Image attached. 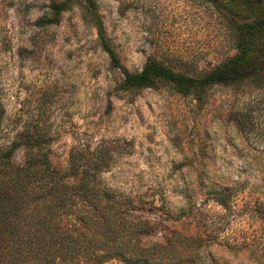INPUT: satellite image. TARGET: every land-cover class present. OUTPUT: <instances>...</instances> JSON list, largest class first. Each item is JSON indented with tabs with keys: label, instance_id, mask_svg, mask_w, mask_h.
Instances as JSON below:
<instances>
[{
	"label": "rangeland",
	"instance_id": "374dc122",
	"mask_svg": "<svg viewBox=\"0 0 264 264\" xmlns=\"http://www.w3.org/2000/svg\"><path fill=\"white\" fill-rule=\"evenodd\" d=\"M51 1L0 0L6 138L23 130L47 133L51 161L61 175L74 164L95 168L101 187L134 199L135 212L152 226L139 248L176 253L171 261L177 264H256L249 252L208 241L205 229L183 216L190 201L210 197L222 171L232 185L242 170L264 167V157L235 116L255 88L213 86L208 99L197 103L173 82L138 90L120 85L125 71L141 73L149 61L178 74L207 75L224 66L239 54L231 19H240L231 13L233 5L79 0L59 23L41 27ZM13 160L23 164L26 151L17 150ZM209 208L218 210L213 202ZM134 257L104 264H143Z\"/></svg>",
	"mask_w": 264,
	"mask_h": 264
},
{
	"label": "trees",
	"instance_id": "16d2710c",
	"mask_svg": "<svg viewBox=\"0 0 264 264\" xmlns=\"http://www.w3.org/2000/svg\"><path fill=\"white\" fill-rule=\"evenodd\" d=\"M76 1L52 0L48 16L38 24L59 23L61 15L73 9ZM213 1L233 5L230 11L240 19H231L239 54L207 75L178 74L149 61L141 73L125 71L120 85L125 90H138L159 81L173 82L178 91L197 103L208 99L213 86L236 91L252 86L253 97L245 108L238 107L235 116L264 157V0ZM96 24L105 50L119 66L111 42L104 38L101 24ZM255 111L262 114L254 115ZM5 115L0 89V264H104L127 254H134V260L143 264H177L171 261L178 258L176 253L138 247L141 235L152 226L135 212L134 199H121L111 188L101 187L95 168L74 164L68 174L61 175L51 161V137L23 130L7 139ZM21 148L26 151V160L16 164L14 155ZM225 176L222 171L210 197L190 201L183 216L202 226L208 241L249 252L256 264H264V167L242 170L232 185L226 184ZM210 202L217 211L209 208ZM193 260L192 255L186 258L190 263Z\"/></svg>",
	"mask_w": 264,
	"mask_h": 264
}]
</instances>
